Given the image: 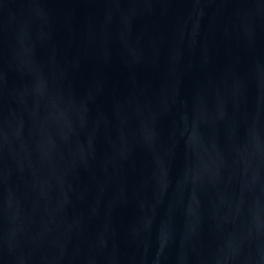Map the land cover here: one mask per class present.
Here are the masks:
<instances>
[{"label":"water","instance_id":"obj_1","mask_svg":"<svg viewBox=\"0 0 264 264\" xmlns=\"http://www.w3.org/2000/svg\"><path fill=\"white\" fill-rule=\"evenodd\" d=\"M0 264H264V0H0Z\"/></svg>","mask_w":264,"mask_h":264}]
</instances>
